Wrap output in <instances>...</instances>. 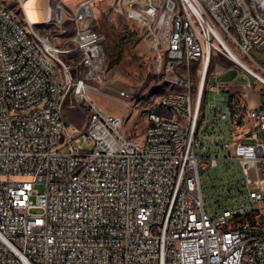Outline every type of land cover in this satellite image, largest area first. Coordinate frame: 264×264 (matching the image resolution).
Returning <instances> with one entry per match:
<instances>
[{
    "label": "built area",
    "instance_id": "built-area-1",
    "mask_svg": "<svg viewBox=\"0 0 264 264\" xmlns=\"http://www.w3.org/2000/svg\"><path fill=\"white\" fill-rule=\"evenodd\" d=\"M24 1L0 0V264H264V104L248 99L264 89V62L252 54L264 49V0H238L237 9L229 0H83L72 11L59 4L49 20L72 21L68 41L19 13ZM103 2L107 15L148 32L154 69L166 67L173 75L164 78L186 84L185 94L132 102L138 88L107 66L97 28ZM74 55L76 73L64 62ZM221 55L248 81L221 80L229 68L220 63L214 83L197 79ZM114 82L134 109L125 130L96 100ZM42 97L52 105L26 113ZM66 104L85 116L82 128L71 126ZM207 106L208 117H198ZM215 145L240 162L249 205L206 211L201 174L217 166Z\"/></svg>",
    "mask_w": 264,
    "mask_h": 264
},
{
    "label": "rangeland",
    "instance_id": "rangeland-1",
    "mask_svg": "<svg viewBox=\"0 0 264 264\" xmlns=\"http://www.w3.org/2000/svg\"><path fill=\"white\" fill-rule=\"evenodd\" d=\"M83 0H63L50 1V7L56 8L59 4L69 11L75 10L80 2ZM11 3L12 0H6ZM104 2L98 4L101 9L100 17L98 19L100 25L97 28L106 35V49H107V66L111 69L112 75L124 80L128 84H132L138 88V95H144L143 102H148V105L157 101L158 97L171 90H177L178 87L174 81L167 80L173 74L166 73V67L161 69L158 73L154 69V62L156 55L152 53L148 46V32L140 25L126 20L124 16L116 12L107 15L104 8ZM11 6H16L11 4ZM19 9V7H18ZM19 11V10H18ZM52 13V9H51ZM54 13V12H53ZM52 13V14H53ZM42 31H47L55 40L59 38L61 41H68L75 33V26L66 16L63 17V24L59 26L56 22L42 24ZM61 30H65L64 34H59ZM123 40L124 45L120 46L119 42ZM253 56L264 62V49H254ZM79 61V56L74 55L64 59L66 64L71 65V70L76 73L75 65ZM218 63L226 66L229 70L220 77L221 80L232 81L235 87H239L243 82L248 81L245 76L239 75V67L224 56H216L213 60L212 69H218ZM196 73V69H192ZM216 77H212L211 83L216 81ZM121 83L114 82L110 90L104 96H96V100L100 106L110 113L120 116L126 124L123 129H128L134 123L132 116L134 109L126 101L118 98L116 88L121 86ZM249 103L256 108L260 104H264V89L262 91L252 92L249 97ZM214 100V95L207 94V104ZM221 102V99H218ZM209 114V106L202 117L206 118ZM65 115L72 127L76 126L82 128L85 123V116L77 109L72 108L69 104L65 106ZM144 117V114L140 118ZM216 127V126H215ZM213 125H211V129ZM217 128V127H216ZM229 129L228 126L226 127ZM210 129V131H212ZM215 134H219L218 130H214ZM261 137H264L262 134ZM212 156L218 157L217 166L209 167L207 171L201 174V187L203 193L204 206L208 213L220 212L224 208H232L240 202L247 205L250 204L249 192L246 187L244 173L241 164L238 160H229L225 157L229 153L222 150L218 146H213ZM234 156V151H232ZM251 177H255V172L251 171ZM35 189L39 193L45 191L43 184H36ZM35 200V198H33ZM40 212V210H34Z\"/></svg>",
    "mask_w": 264,
    "mask_h": 264
},
{
    "label": "bare ground",
    "instance_id": "bare-ground-1",
    "mask_svg": "<svg viewBox=\"0 0 264 264\" xmlns=\"http://www.w3.org/2000/svg\"><path fill=\"white\" fill-rule=\"evenodd\" d=\"M238 0H229V9H237ZM19 13H26L27 17L32 22H38V26L42 24L50 23V18L53 17L51 13V7L49 0H25L24 4H18ZM232 55L238 59L237 55L227 45ZM74 53H81V43H73ZM213 60L210 59L209 63L204 69H198L197 79L211 80L213 76ZM174 84L178 87L177 90H171L162 95V97L169 94H185L186 84H179L174 81ZM144 95H138V93L132 94V102H139L140 105H148V102H143ZM158 98H161L160 96ZM181 104L190 105V95L181 96ZM52 105V97H42L39 101L32 102V105L26 106V113H38L43 109ZM203 113H198V117H202Z\"/></svg>",
    "mask_w": 264,
    "mask_h": 264
},
{
    "label": "trees",
    "instance_id": "trees-1",
    "mask_svg": "<svg viewBox=\"0 0 264 264\" xmlns=\"http://www.w3.org/2000/svg\"><path fill=\"white\" fill-rule=\"evenodd\" d=\"M119 45H120V46L124 45V41L121 40V41L119 42Z\"/></svg>",
    "mask_w": 264,
    "mask_h": 264
},
{
    "label": "crops",
    "instance_id": "crops-1",
    "mask_svg": "<svg viewBox=\"0 0 264 264\" xmlns=\"http://www.w3.org/2000/svg\"><path fill=\"white\" fill-rule=\"evenodd\" d=\"M74 127H76V126H74Z\"/></svg>",
    "mask_w": 264,
    "mask_h": 264
}]
</instances>
